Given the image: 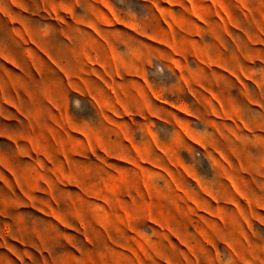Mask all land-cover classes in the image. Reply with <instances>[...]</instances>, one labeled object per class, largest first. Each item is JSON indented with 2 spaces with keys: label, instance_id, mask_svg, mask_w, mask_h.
<instances>
[{
  "label": "rangeland",
  "instance_id": "374dc122",
  "mask_svg": "<svg viewBox=\"0 0 264 264\" xmlns=\"http://www.w3.org/2000/svg\"><path fill=\"white\" fill-rule=\"evenodd\" d=\"M0 3V264H264V0Z\"/></svg>",
  "mask_w": 264,
  "mask_h": 264
},
{
  "label": "crops",
  "instance_id": "0c3cea01",
  "mask_svg": "<svg viewBox=\"0 0 264 264\" xmlns=\"http://www.w3.org/2000/svg\"><path fill=\"white\" fill-rule=\"evenodd\" d=\"M1 21L13 22L14 20L13 17L6 12V8L0 3V22ZM4 35L6 38L10 39L16 38L17 35L19 36L14 24L10 25L8 29H4ZM25 55L31 57L32 60L33 53L22 49L21 43L16 44L15 48L10 50L8 40L0 39V137H5L8 133V124L21 123L23 105L20 101H16V97L12 96V94L18 92L16 83L18 80H21L22 75L16 68L21 69L23 67ZM28 62L26 67L33 68L30 61ZM34 68L38 69V67ZM51 70L53 73L54 67H52ZM49 99V96H47L48 101ZM8 109L10 110L9 114Z\"/></svg>",
  "mask_w": 264,
  "mask_h": 264
},
{
  "label": "clouds",
  "instance_id": "9594fccd",
  "mask_svg": "<svg viewBox=\"0 0 264 264\" xmlns=\"http://www.w3.org/2000/svg\"><path fill=\"white\" fill-rule=\"evenodd\" d=\"M74 105H75L77 108H79V107H80V101H79V100L74 101Z\"/></svg>",
  "mask_w": 264,
  "mask_h": 264
}]
</instances>
